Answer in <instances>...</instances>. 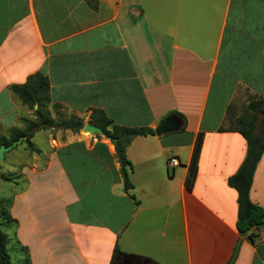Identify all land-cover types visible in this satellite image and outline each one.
<instances>
[{
  "label": "crops",
  "instance_id": "obj_1",
  "mask_svg": "<svg viewBox=\"0 0 264 264\" xmlns=\"http://www.w3.org/2000/svg\"><path fill=\"white\" fill-rule=\"evenodd\" d=\"M37 71L50 80V108L84 124L102 109L155 133L126 148L127 191L112 138L34 131L10 210L31 264H228L235 248L233 264H264V224L255 242L239 231L228 183L247 141L220 129L230 105L235 117L247 96L264 98V0H0V139L35 119L11 85ZM171 115L178 128L156 133ZM250 198L264 209V152Z\"/></svg>",
  "mask_w": 264,
  "mask_h": 264
},
{
  "label": "trees",
  "instance_id": "obj_2",
  "mask_svg": "<svg viewBox=\"0 0 264 264\" xmlns=\"http://www.w3.org/2000/svg\"><path fill=\"white\" fill-rule=\"evenodd\" d=\"M50 80L46 74L41 71L30 74L26 81L19 84H12V92L21 100V102L28 108L33 110L35 115L34 120H29L26 123V128L15 131V134L10 138L0 139V144L9 145L17 140L20 136H25L28 143V148L35 150L31 137L34 131L42 128L58 127L63 129H71L79 131L83 129V119L74 114H67L62 111L57 104L53 107L57 109L56 116L53 118L50 112L51 92ZM264 104V98L252 100L248 104L244 113L232 117L229 106V127H221V130H237L247 141V155L241 164L240 168L229 176L228 183L238 192V221L237 226L241 233H248L250 239L256 241V232L253 229H258L264 224V209L258 204L254 203L250 198V190L253 183L255 169L259 159L264 152V114L262 116L261 131L259 134L254 132L256 127V115L253 112ZM37 106V108H35ZM264 110V107H263ZM90 123H93L102 128L107 137L113 139L115 144L116 154L121 163V173L124 179L125 189L128 191L133 187L127 170V165L130 161L126 155V148L131 143L134 137L138 135L154 134L155 130L150 127H129L116 124L102 109H95L90 116ZM237 124V127L232 126ZM203 133L197 137L191 161L189 163V172L186 178V186L192 190L194 182L198 173L199 157L202 149ZM1 169V165H0ZM1 214H7V211L1 210ZM3 221L0 222V261L2 264H14L11 262V257L8 251L7 243L8 237L2 228ZM23 252V262L21 264H31L30 255L26 246H20ZM238 248H235L233 256L228 264H233L237 255ZM124 256V253L116 247L114 258Z\"/></svg>",
  "mask_w": 264,
  "mask_h": 264
},
{
  "label": "rangeland",
  "instance_id": "obj_3",
  "mask_svg": "<svg viewBox=\"0 0 264 264\" xmlns=\"http://www.w3.org/2000/svg\"><path fill=\"white\" fill-rule=\"evenodd\" d=\"M252 100H258L256 97H248L243 99L239 105L233 106L232 115L235 117L244 113L248 104ZM263 107L264 104H261L258 109L253 111L256 115V127L254 132L259 134L261 131L262 125V116H263ZM234 110V111H233ZM57 109L54 107L50 108L51 114L56 116ZM58 119L57 117H55ZM230 126V123L229 125ZM232 126L237 127V124H232ZM1 134V133H0ZM27 145V142L22 140L15 146L14 150H11L10 153H7V156L4 159H0L2 163L1 171H0V222L2 223V228L6 232L8 237V251L11 257V262L14 264H21L23 262V252L21 251V244L18 241V220L14 218L11 214V205L13 202V195L16 191H18L21 187L22 182L18 181L19 184H16L17 175H18V167L17 162L23 159V155L18 156L19 153H22L24 146ZM17 147V148H16ZM14 151H17L14 152ZM1 210L7 211V214L4 217L1 214ZM0 264L2 262L0 261Z\"/></svg>",
  "mask_w": 264,
  "mask_h": 264
},
{
  "label": "water",
  "instance_id": "obj_4",
  "mask_svg": "<svg viewBox=\"0 0 264 264\" xmlns=\"http://www.w3.org/2000/svg\"><path fill=\"white\" fill-rule=\"evenodd\" d=\"M37 108V106H36ZM263 114H264V110H263ZM178 122L176 120V117H174L173 115L167 117L157 128H156V133L161 134L163 132H167V131H171V130H175L178 128ZM84 131L90 132L91 134L95 135V134H103L104 136H106V134L103 132L102 128L93 124V123H86L83 127ZM23 136H21L19 139L13 141L11 144L9 145H5V144H0V159H4L5 158V152L8 151L9 149H11L13 146L17 145L18 143H20L23 140Z\"/></svg>",
  "mask_w": 264,
  "mask_h": 264
},
{
  "label": "built area",
  "instance_id": "obj_5",
  "mask_svg": "<svg viewBox=\"0 0 264 264\" xmlns=\"http://www.w3.org/2000/svg\"><path fill=\"white\" fill-rule=\"evenodd\" d=\"M179 164H180V161H179L178 157H171L168 159V165L169 166L174 167V166H177Z\"/></svg>",
  "mask_w": 264,
  "mask_h": 264
}]
</instances>
